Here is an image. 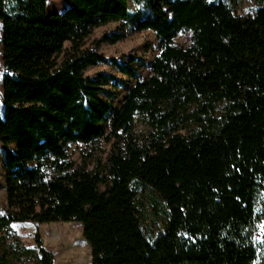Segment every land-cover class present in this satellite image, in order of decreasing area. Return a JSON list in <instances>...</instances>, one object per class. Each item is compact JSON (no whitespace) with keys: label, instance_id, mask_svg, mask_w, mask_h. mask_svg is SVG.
<instances>
[{"label":"trees","instance_id":"16d2710c","mask_svg":"<svg viewBox=\"0 0 264 264\" xmlns=\"http://www.w3.org/2000/svg\"><path fill=\"white\" fill-rule=\"evenodd\" d=\"M69 1L0 0V264H55L15 220L81 221L92 264H255L264 0L245 14L233 0ZM147 29L148 63L104 50Z\"/></svg>","mask_w":264,"mask_h":264},{"label":"rangeland","instance_id":"374dc122","mask_svg":"<svg viewBox=\"0 0 264 264\" xmlns=\"http://www.w3.org/2000/svg\"><path fill=\"white\" fill-rule=\"evenodd\" d=\"M236 4L235 8L238 14L248 12V6L253 5L256 0H233ZM51 3L58 8L50 9L47 7L48 13L60 12L65 9L69 0H53ZM57 4V5H56ZM115 26L114 23L107 27ZM0 30V38H1ZM183 40V38H181ZM158 40L156 33L152 29H147L142 32L129 33L126 40L111 46H104V50L108 54H116L121 59H130L133 56L137 58H145L146 62H150L158 53ZM138 65L141 61L138 60ZM149 68L142 67L143 76L147 75ZM4 74L2 50L0 44V110L3 112V90H4ZM125 85L121 87V95L115 100L116 106H120L129 88L136 83V79L125 77ZM75 145H72L70 150H73ZM5 150L0 142V205L3 204L6 198L7 189L5 182L4 171ZM148 215L151 213L148 211ZM150 220V218H148ZM163 221L164 218H158ZM11 231L16 236L21 238L27 246H34L35 235L39 231L45 246L50 248L55 253V264H92V247L88 240L83 235V224L78 220L68 221H51L38 222L32 220H15L11 223ZM255 238L259 246V257L255 264H264V220L260 222L255 230ZM9 240V239H8ZM16 264H35V260L27 259Z\"/></svg>","mask_w":264,"mask_h":264},{"label":"crops","instance_id":"0c3cea01","mask_svg":"<svg viewBox=\"0 0 264 264\" xmlns=\"http://www.w3.org/2000/svg\"><path fill=\"white\" fill-rule=\"evenodd\" d=\"M51 1L53 2V0H47L48 8L50 7L49 5H51V8H50V9L58 8L57 6H54V4L51 3ZM56 5H57V4H56Z\"/></svg>","mask_w":264,"mask_h":264},{"label":"bare ground","instance_id":"6f19581e","mask_svg":"<svg viewBox=\"0 0 264 264\" xmlns=\"http://www.w3.org/2000/svg\"><path fill=\"white\" fill-rule=\"evenodd\" d=\"M81 264H83V263H81Z\"/></svg>","mask_w":264,"mask_h":264}]
</instances>
